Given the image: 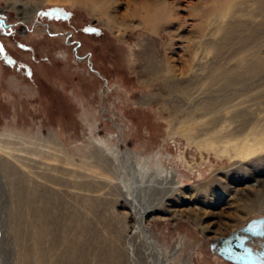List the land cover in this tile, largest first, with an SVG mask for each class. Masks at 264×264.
Returning a JSON list of instances; mask_svg holds the SVG:
<instances>
[{
    "label": "rangeland",
    "instance_id": "rangeland-1",
    "mask_svg": "<svg viewBox=\"0 0 264 264\" xmlns=\"http://www.w3.org/2000/svg\"><path fill=\"white\" fill-rule=\"evenodd\" d=\"M38 1L0 0V264H236L211 243L264 215V186L219 172L194 194L211 173L143 71L152 44L187 79L198 0ZM164 1L186 23L146 30L134 16Z\"/></svg>",
    "mask_w": 264,
    "mask_h": 264
},
{
    "label": "bare ground",
    "instance_id": "bare-ground-1",
    "mask_svg": "<svg viewBox=\"0 0 264 264\" xmlns=\"http://www.w3.org/2000/svg\"><path fill=\"white\" fill-rule=\"evenodd\" d=\"M87 1L93 7H108L117 0ZM216 1L198 0L190 13L198 21L195 31L199 41L198 45H187L191 55L194 54L191 61L184 62V68L188 67L184 72L187 79L177 80L176 67L167 52L154 55L152 44L147 46L143 66L146 78L151 79L149 84L162 89L159 94L154 92L159 96L155 98L169 110L171 132L185 137L189 153L196 155L189 161L191 169L206 164L211 173L207 183L194 190V194L206 198L218 196L226 188L225 181L216 176L219 172L227 178L231 171L239 172L242 175L236 177L239 181L252 176L258 185L264 186V0H235L228 9L214 5ZM148 7L152 10L134 16L148 31L155 32L162 26H152L153 19L172 20L179 27L187 21L176 15V6L166 1L151 2ZM230 16L240 17L241 21L229 23ZM235 26L237 31L232 32ZM167 31L169 49L178 34ZM140 207L142 215L160 209Z\"/></svg>",
    "mask_w": 264,
    "mask_h": 264
},
{
    "label": "water",
    "instance_id": "water-1",
    "mask_svg": "<svg viewBox=\"0 0 264 264\" xmlns=\"http://www.w3.org/2000/svg\"><path fill=\"white\" fill-rule=\"evenodd\" d=\"M253 236H264V215L253 217L239 230L220 237L211 248L237 264H264V241L260 243L262 248L256 249L249 242Z\"/></svg>",
    "mask_w": 264,
    "mask_h": 264
},
{
    "label": "flooded vegetation",
    "instance_id": "flooded-vegetation-1",
    "mask_svg": "<svg viewBox=\"0 0 264 264\" xmlns=\"http://www.w3.org/2000/svg\"><path fill=\"white\" fill-rule=\"evenodd\" d=\"M258 237L257 241H255L253 238ZM264 236H253L250 238L249 242L256 248V249H261L262 245L260 244L262 241H264Z\"/></svg>",
    "mask_w": 264,
    "mask_h": 264
}]
</instances>
